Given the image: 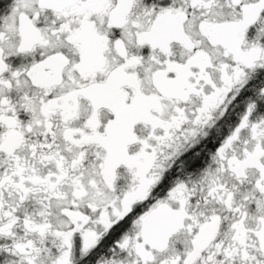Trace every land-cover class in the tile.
Masks as SVG:
<instances>
[{"label":"snow or ice","instance_id":"6c2138e0","mask_svg":"<svg viewBox=\"0 0 264 264\" xmlns=\"http://www.w3.org/2000/svg\"><path fill=\"white\" fill-rule=\"evenodd\" d=\"M0 264H264V0H0Z\"/></svg>","mask_w":264,"mask_h":264},{"label":"flooded vegetation","instance_id":"af4514ba","mask_svg":"<svg viewBox=\"0 0 264 264\" xmlns=\"http://www.w3.org/2000/svg\"><path fill=\"white\" fill-rule=\"evenodd\" d=\"M225 131H226V129H225Z\"/></svg>","mask_w":264,"mask_h":264}]
</instances>
